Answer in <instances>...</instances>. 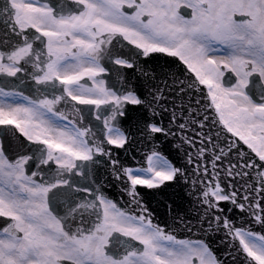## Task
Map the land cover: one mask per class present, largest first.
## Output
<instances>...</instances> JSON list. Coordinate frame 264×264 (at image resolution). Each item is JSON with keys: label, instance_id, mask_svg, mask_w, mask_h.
Listing matches in <instances>:
<instances>
[{"label": "snow or ice", "instance_id": "obj_1", "mask_svg": "<svg viewBox=\"0 0 264 264\" xmlns=\"http://www.w3.org/2000/svg\"><path fill=\"white\" fill-rule=\"evenodd\" d=\"M0 264H264V0H0Z\"/></svg>", "mask_w": 264, "mask_h": 264}, {"label": "water", "instance_id": "obj_2", "mask_svg": "<svg viewBox=\"0 0 264 264\" xmlns=\"http://www.w3.org/2000/svg\"><path fill=\"white\" fill-rule=\"evenodd\" d=\"M122 155H123V154H122ZM113 191H114V190H113ZM153 206H155V205H153ZM159 211H160V212H163V211H164V209H159Z\"/></svg>", "mask_w": 264, "mask_h": 264}]
</instances>
